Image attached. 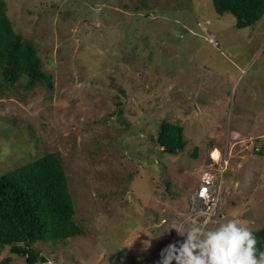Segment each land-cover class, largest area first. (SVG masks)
Returning a JSON list of instances; mask_svg holds the SVG:
<instances>
[{"label": "rangeland", "instance_id": "1", "mask_svg": "<svg viewBox=\"0 0 264 264\" xmlns=\"http://www.w3.org/2000/svg\"><path fill=\"white\" fill-rule=\"evenodd\" d=\"M3 1L52 88L0 93V175L58 155L80 229L33 244L36 264H159L206 219L264 227V15L236 29L212 0ZM0 263L26 264L6 247Z\"/></svg>", "mask_w": 264, "mask_h": 264}, {"label": "trees", "instance_id": "2", "mask_svg": "<svg viewBox=\"0 0 264 264\" xmlns=\"http://www.w3.org/2000/svg\"><path fill=\"white\" fill-rule=\"evenodd\" d=\"M212 4L218 15L233 16L236 29L251 27L264 15V0H212ZM21 78L24 83H18ZM35 85L51 90V76L42 71L33 46L13 31L0 0V93ZM181 133L179 126L162 123L157 143L163 152L184 149ZM73 215L58 155L46 154L0 175V249L6 247L10 254L25 258L26 264L45 262L33 244H56L80 235ZM254 234L258 249L264 250V227Z\"/></svg>", "mask_w": 264, "mask_h": 264}, {"label": "clouds", "instance_id": "3", "mask_svg": "<svg viewBox=\"0 0 264 264\" xmlns=\"http://www.w3.org/2000/svg\"><path fill=\"white\" fill-rule=\"evenodd\" d=\"M203 182L197 197L209 202L211 181L203 177ZM211 223L206 219L183 231L176 230L185 239L163 249L159 264H264V250L258 249L247 221L228 219L209 227Z\"/></svg>", "mask_w": 264, "mask_h": 264}, {"label": "bare ground", "instance_id": "4", "mask_svg": "<svg viewBox=\"0 0 264 264\" xmlns=\"http://www.w3.org/2000/svg\"><path fill=\"white\" fill-rule=\"evenodd\" d=\"M100 51V50H99ZM117 73V72H116ZM213 157V156H212Z\"/></svg>", "mask_w": 264, "mask_h": 264}]
</instances>
